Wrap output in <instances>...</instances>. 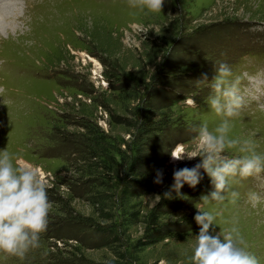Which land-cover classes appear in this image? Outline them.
I'll list each match as a JSON object with an SVG mask.
<instances>
[{
	"label": "rangeland",
	"instance_id": "1",
	"mask_svg": "<svg viewBox=\"0 0 264 264\" xmlns=\"http://www.w3.org/2000/svg\"><path fill=\"white\" fill-rule=\"evenodd\" d=\"M120 44L124 60L118 61ZM0 62V149L40 168L54 206L40 247L23 260L0 251V264H104L110 256L113 264H191L198 208L218 213L217 232L234 221L247 250L264 264V171L233 178L231 188L240 194L234 204L201 199L214 190L203 168L195 188L185 183L179 193L169 190L174 168L201 162H173L171 153L195 151L193 129L205 122L212 129L223 119L208 104L222 62L241 77L246 100L229 135L253 140L264 155V0H165L159 13L130 8L128 0H3ZM135 65L133 100L112 96L99 81L89 89L86 100L109 95L119 118L128 117L119 106L124 99L137 104L132 134L107 141L114 150L103 160L117 164L86 167L93 153L68 142L86 138L78 132L86 122V101L75 102L80 83L104 77L125 86L131 80L118 72ZM190 99L200 112L185 107ZM146 126L160 133L141 157L132 147ZM92 140L107 148L101 136ZM158 169L163 184L154 182ZM149 186L151 193L132 194ZM252 192L258 202L249 200Z\"/></svg>",
	"mask_w": 264,
	"mask_h": 264
},
{
	"label": "clouds",
	"instance_id": "2",
	"mask_svg": "<svg viewBox=\"0 0 264 264\" xmlns=\"http://www.w3.org/2000/svg\"><path fill=\"white\" fill-rule=\"evenodd\" d=\"M164 2L128 0V5L159 13ZM202 79H208L206 73L202 74ZM210 88L212 94L208 97V104L223 119L212 129L206 122L193 129L195 151H186L179 156L171 153L173 162L197 157L201 162L192 168H174L169 190L179 193L185 183L195 188L203 179L199 173L203 168L211 178L214 190L201 199L205 203L211 200L223 204L228 200L234 204L240 194L231 188L233 178H248L264 171V155L256 151L253 140L229 135L233 128L231 118L239 115L246 102L241 91V77H234L229 64L222 62L215 67ZM195 103L194 99L188 100L190 106ZM229 149H237L240 154L232 157L223 155ZM163 176V170L158 169L154 182L163 184ZM49 187L39 167L20 163L7 148L0 149V251L23 260L30 250L40 247L41 235L47 230L54 207L48 197ZM259 199L255 192L249 193V200L253 203ZM217 215L215 211L203 208H198L194 215L199 231L192 245L191 264H260L258 257L247 250L234 221L232 226L216 231ZM115 259V256H110L104 264H113Z\"/></svg>",
	"mask_w": 264,
	"mask_h": 264
},
{
	"label": "crops",
	"instance_id": "3",
	"mask_svg": "<svg viewBox=\"0 0 264 264\" xmlns=\"http://www.w3.org/2000/svg\"><path fill=\"white\" fill-rule=\"evenodd\" d=\"M116 36V33H115ZM113 40V38H112ZM122 40V39H121ZM109 43V42H107ZM119 49L118 50V45H117V51H118V57L119 60H124L122 57H120V54L122 53V51H124V46H122L121 44L119 45ZM96 64L99 65V67H101L100 72L102 71V63L100 61L99 58L96 59ZM139 67V66H138ZM118 69H120V67H117ZM137 65L133 66L130 70L127 71V69H125V67L123 69H125L126 71H119L118 73L123 74V77H129L130 79H128L129 81L131 80V82L128 85L125 86H116L119 85L120 83H123L121 81H119V84H116L113 82H111L109 79L107 78H102L100 80L91 78V81L94 82H89V80H87L86 82H82V83H78L80 85V89H82V95L81 98H76L75 102H81L83 104V101H86V109L85 111H82V115L84 117H86V122H83L81 124V129H79V133L81 136L86 137L85 139H79L74 141L72 139H69L68 142L74 143L75 145H79L81 146L80 149L81 151H85V153H87V156H89V152L93 153L92 158H87V166H90L91 168L93 166H98V167H109L111 166V161L112 164H117L115 161L116 160H112L110 161L109 165L106 162V160H103V157L105 155L108 156V154L111 152L110 149L114 150L113 146H110L108 144V140H112L113 142H117L120 143V141L122 140L121 136H125L126 138H128L133 131V126L136 125V111H135V105L137 104L136 102L133 103H127V100L124 99V103H122V105H119L121 107L124 108L126 114L128 117H123V118H119L120 117V112L118 110V113L116 114V107H114L113 103L110 102H114L113 99L111 97H109V95L104 94V96L101 97H97V100H86L87 97L92 98L91 96H93L92 92L89 90L91 88H93V84L95 86H98V83L96 84V82H100L101 84L104 83L105 84V88H109L110 87V91L112 92V96L114 93H121V96H128V98H132V100L134 99L132 97L131 92L128 90V87H130L131 83H134L136 81H138L137 79L135 80V75L137 76ZM122 69V70H123ZM97 72L99 73V71L97 70ZM132 78V79H131ZM144 78H142L143 81ZM125 81V80H124ZM148 81L150 82V84L152 83V78H151V74L148 78ZM126 82V81H125ZM139 82V81H138ZM85 83V84H84ZM91 83V84H90ZM147 84V82L145 81V85ZM115 86V87H114ZM135 86V85H134ZM165 88H167V85H164ZM164 88V89H165ZM68 92V90H66ZM167 92V91H166ZM105 93V92H104ZM123 93V94H122ZM127 94H131L130 96ZM75 97V96H73ZM127 98V97H126ZM188 102V101H187ZM187 105H185V107L187 108H193L194 110H197V112H200V105H194V106H190L188 103H186ZM81 106V105H80ZM118 106V107H119ZM196 107H198L196 109ZM184 108V105H183ZM83 109V106H82ZM144 122H146V125H148V121L147 120V115H146V111L144 112ZM127 118V119H126ZM150 120L151 117L149 116ZM148 118V119H149ZM124 119V120H123ZM154 130L149 127L146 126L141 134L139 135V138L133 143V147H132V153L133 152H141L140 156H144L146 155V151L148 150V148H150V145L153 144L154 141L153 140V136L155 134H159V131L153 132ZM97 136H101L102 138H104V144H107V148L103 146H98L99 144L96 141L92 140V137L94 135ZM101 134V135H100ZM122 136V137H123ZM90 137V138H89ZM92 144V145H91ZM92 146V147H91ZM118 154L121 155V150H115ZM106 153V154H105ZM136 154V153H135ZM112 156V155H111ZM167 160V158H166ZM149 175V174H147ZM140 177H148V176H140ZM151 178L149 180H153V176H150ZM168 182V181H166ZM165 182V183H166ZM151 182L149 181L148 185ZM154 183V182H152ZM153 190V188L151 186L146 187L139 190V191H132V194H142L143 192H147V193H151V191Z\"/></svg>",
	"mask_w": 264,
	"mask_h": 264
},
{
	"label": "bare ground",
	"instance_id": "4",
	"mask_svg": "<svg viewBox=\"0 0 264 264\" xmlns=\"http://www.w3.org/2000/svg\"><path fill=\"white\" fill-rule=\"evenodd\" d=\"M0 1L3 2V0H0ZM8 48H9V47H8ZM10 49H11V48H10ZM1 61H2V60H1ZM3 63H5V62H3ZM0 64H1V62H0ZM0 71H1V70H0ZM0 77H2V76H0ZM1 82H3V81L0 80V83H1ZM174 154L177 155V156H179L177 152H175Z\"/></svg>",
	"mask_w": 264,
	"mask_h": 264
}]
</instances>
